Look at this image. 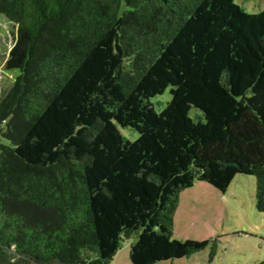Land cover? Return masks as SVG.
I'll use <instances>...</instances> for the list:
<instances>
[{
    "label": "trees",
    "instance_id": "16d2710c",
    "mask_svg": "<svg viewBox=\"0 0 264 264\" xmlns=\"http://www.w3.org/2000/svg\"><path fill=\"white\" fill-rule=\"evenodd\" d=\"M0 18L17 73L0 91V264H107L133 237L132 264L190 256L213 241L172 238L197 181L255 175L264 212V10L0 0Z\"/></svg>",
    "mask_w": 264,
    "mask_h": 264
},
{
    "label": "rangeland",
    "instance_id": "374dc122",
    "mask_svg": "<svg viewBox=\"0 0 264 264\" xmlns=\"http://www.w3.org/2000/svg\"><path fill=\"white\" fill-rule=\"evenodd\" d=\"M235 2L252 13L264 10V0ZM13 42L10 24L0 18V91L11 83V74L4 70V64ZM16 74L13 72L11 77ZM171 97L168 89L154 98L156 110L161 111ZM195 113L193 110L192 115ZM123 132L132 140L137 138V133L129 129H123ZM0 142L8 143V140L0 134ZM256 194L257 178L248 174L236 175L225 192L203 181L182 191L172 238L210 239L215 242V247L212 241L205 249L190 256L155 264H264V212L256 207ZM135 241L136 237L124 239L114 259L107 264H132L129 254Z\"/></svg>",
    "mask_w": 264,
    "mask_h": 264
}]
</instances>
